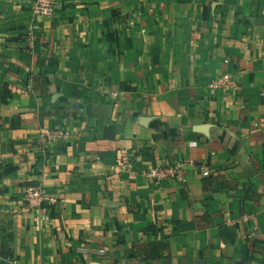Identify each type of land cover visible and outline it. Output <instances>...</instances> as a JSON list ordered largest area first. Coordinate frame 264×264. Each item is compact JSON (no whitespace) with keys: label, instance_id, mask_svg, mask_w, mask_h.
<instances>
[{"label":"crops","instance_id":"0c3cea01","mask_svg":"<svg viewBox=\"0 0 264 264\" xmlns=\"http://www.w3.org/2000/svg\"><path fill=\"white\" fill-rule=\"evenodd\" d=\"M31 3L0 0V264H264V0Z\"/></svg>","mask_w":264,"mask_h":264},{"label":"built area","instance_id":"2783aa9c","mask_svg":"<svg viewBox=\"0 0 264 264\" xmlns=\"http://www.w3.org/2000/svg\"><path fill=\"white\" fill-rule=\"evenodd\" d=\"M55 2L56 0H32L29 10L34 17L51 16L55 12ZM34 37V30L31 26H29L26 31V42L31 44ZM219 82H222L226 86L233 84L228 74L222 75ZM65 137L66 133L63 129L46 127L41 130L38 143L44 146L46 143H55ZM181 168V164L176 163L170 165L165 162L161 167L155 166L149 168L146 170L145 175L149 179H165L170 177L179 181L182 177ZM202 174L206 176L208 175V171L203 170ZM24 199L30 206L37 208L41 212L50 211L51 207H53L56 203L55 197L48 194L41 184L26 186L24 188ZM77 251L83 253L94 252L92 249L84 247H78ZM95 252L102 253L103 250L100 249ZM6 260H9L11 263H15V259L6 258Z\"/></svg>","mask_w":264,"mask_h":264},{"label":"trees","instance_id":"16d2710c","mask_svg":"<svg viewBox=\"0 0 264 264\" xmlns=\"http://www.w3.org/2000/svg\"><path fill=\"white\" fill-rule=\"evenodd\" d=\"M103 137L104 138H108V139H112L114 137V126L112 124H109L107 127L104 128V132H103ZM26 184V183H24ZM29 186V185H28ZM226 186V182L225 181H221L218 177H214L213 181H208V183H205L203 185V187H211L213 189H220ZM54 215V213H53ZM167 244L163 243V242H153V243H149V245H147L145 248L143 249H147V251H149V258L147 259H156V258H160L163 250L166 248ZM0 256L3 258H11L13 259V255L12 253L9 251L8 246H6V244L1 243L0 244ZM142 259V258H140ZM143 259H146L143 258Z\"/></svg>","mask_w":264,"mask_h":264},{"label":"water","instance_id":"95a60500","mask_svg":"<svg viewBox=\"0 0 264 264\" xmlns=\"http://www.w3.org/2000/svg\"><path fill=\"white\" fill-rule=\"evenodd\" d=\"M140 264H144V263L141 261Z\"/></svg>","mask_w":264,"mask_h":264}]
</instances>
